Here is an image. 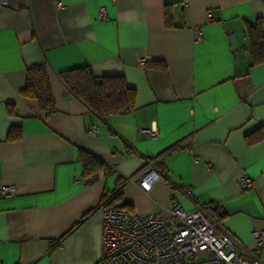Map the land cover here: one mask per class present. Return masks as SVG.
Returning <instances> with one entry per match:
<instances>
[{
    "label": "crops",
    "instance_id": "crops-1",
    "mask_svg": "<svg viewBox=\"0 0 264 264\" xmlns=\"http://www.w3.org/2000/svg\"><path fill=\"white\" fill-rule=\"evenodd\" d=\"M5 1L0 184L16 192L0 198V264H96L105 196L119 189L127 210L167 215L171 197L193 208L185 187L200 203L221 204L219 227L243 257L264 263V247L254 250L251 236L264 232V138L244 140L264 128V62L251 63L245 32L260 19L264 34V0ZM167 4L173 26L165 24ZM34 64L47 66L48 112L20 95ZM83 65L122 75L136 91L134 109L105 122L92 114L57 76ZM14 125L20 137L7 140ZM81 150L105 164L92 182L82 176ZM155 157L160 176L148 192L124 182ZM241 175L251 188H241Z\"/></svg>",
    "mask_w": 264,
    "mask_h": 264
},
{
    "label": "built area",
    "instance_id": "built-area-1",
    "mask_svg": "<svg viewBox=\"0 0 264 264\" xmlns=\"http://www.w3.org/2000/svg\"><path fill=\"white\" fill-rule=\"evenodd\" d=\"M4 5L6 1L0 0V6ZM104 15L101 8L99 16ZM212 18V11L207 12V19ZM201 38L198 29L196 39ZM145 60L138 57L137 63L142 65ZM144 131L148 137L156 136L153 128ZM157 160L147 159L145 167L124 182H134L148 192L160 176L152 166ZM239 184L242 189H249L253 182L249 176L241 175ZM185 190L193 208L185 210L171 197L167 215L161 209L140 215L119 207L101 206V254L96 264H264L257 256L243 257L235 239L219 227L216 217L223 212L221 204L200 203L193 192L187 187ZM15 192L14 185L0 184V198ZM251 236L253 249L261 250L264 232L252 231Z\"/></svg>",
    "mask_w": 264,
    "mask_h": 264
},
{
    "label": "trees",
    "instance_id": "trees-1",
    "mask_svg": "<svg viewBox=\"0 0 264 264\" xmlns=\"http://www.w3.org/2000/svg\"><path fill=\"white\" fill-rule=\"evenodd\" d=\"M165 6L164 20L166 26H173V14ZM246 35L249 40L251 63L264 62V34L261 20L255 24L246 25ZM57 76L69 93L79 100L92 114L105 122L112 114L123 113L135 107L136 91L125 82L122 75H95L88 65L73 67L57 72ZM24 99L34 100L38 107L45 112L54 109V101L49 84L47 66L34 64L26 69L25 83L20 90ZM13 113V108H9ZM20 128L11 126L7 140H17ZM264 138V128L258 127L246 134L244 140L252 144ZM79 161L82 165V176L86 182H92L98 171L104 170V162L87 151H79ZM101 206H112L127 209V203L121 201L120 190H115L105 196ZM221 215V214H219Z\"/></svg>",
    "mask_w": 264,
    "mask_h": 264
}]
</instances>
